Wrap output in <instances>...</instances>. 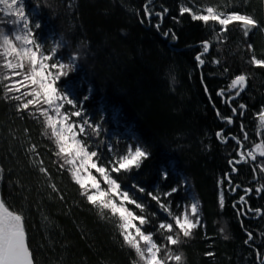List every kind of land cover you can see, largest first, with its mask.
<instances>
[{
  "label": "trees",
  "instance_id": "obj_1",
  "mask_svg": "<svg viewBox=\"0 0 264 264\" xmlns=\"http://www.w3.org/2000/svg\"><path fill=\"white\" fill-rule=\"evenodd\" d=\"M24 1L30 18L41 24L37 40L48 49L54 42H63L58 59L67 63L74 51L83 53L76 63L85 61L57 85L82 108L83 118L101 125L99 137H88L99 162L110 166L109 161L125 154L129 146L139 145L150 152L138 170L112 173L122 189L146 206L145 215L155 213L144 230L156 232L160 222H171L148 193L159 195L177 214L195 197L203 226L194 230L193 238L174 247L183 254L184 264H260L264 191L255 190L264 185V173L253 168L264 157L240 163L229 176L230 191L227 174L232 170L229 161L239 158L240 145L233 137L243 143L245 153L264 139L259 121L264 111V69L248 62L251 53L246 47L251 43L256 56L264 58V32L255 31L245 41L239 26L231 25L217 40L219 26L214 31L188 14L180 15L182 5L192 6L190 0H154L152 13H162V19L145 15L149 0ZM227 2L232 4L227 11L247 12L264 24V0H194L196 6ZM169 30L175 39L171 34L165 38ZM171 40L176 43L170 44ZM205 40L211 46L201 57L205 63L200 69L196 56L203 52ZM241 73L248 75V88L229 103L235 92L228 85ZM222 89L225 95H217ZM17 103L6 100L0 86V195L24 215L35 263L132 264L135 253L124 246L116 219L102 218L80 194L68 170L71 166L60 167L63 160L55 155V144L43 134L44 118L31 107L17 112ZM241 104L246 107L240 109ZM227 117H234L233 124L227 123ZM245 132L248 140L243 139ZM31 145L37 146L38 155L28 151ZM35 160H43L50 178L38 170ZM163 171L169 173L167 179ZM237 186L253 191L245 198L246 205L240 203L243 190L238 187L234 193ZM173 187L178 191L165 196ZM129 208L141 214L134 205ZM247 232L253 234L251 240ZM154 239L166 243L159 233ZM207 252L214 255L207 256Z\"/></svg>",
  "mask_w": 264,
  "mask_h": 264
},
{
  "label": "snow or ice",
  "instance_id": "obj_2",
  "mask_svg": "<svg viewBox=\"0 0 264 264\" xmlns=\"http://www.w3.org/2000/svg\"><path fill=\"white\" fill-rule=\"evenodd\" d=\"M190 2L192 6L182 5L180 7V15L188 14L192 21H199L204 26L213 28L214 31V26H219V32L216 33L217 40L222 39V34L227 33L231 25L239 26L245 41L255 31L264 32V24L255 16L247 12L227 11V8L232 7L230 2L223 5L207 6H196L194 0H190ZM144 11L148 17L153 15L147 4L144 6ZM167 11L164 9V13ZM0 13L13 18L0 21V24L11 26L9 30L0 27V70H3L0 71V86L4 89V98L20 102L16 104L17 112L28 111L31 107L44 118L43 134L55 144V155L63 160L60 167L71 166L68 170L74 182L81 189L80 194L86 198L89 204L99 210L102 218L108 216L116 219L124 246L135 253L136 259L132 261V264H184L183 254L174 251V247L178 248L182 243L193 238L194 230L203 226L199 202L193 200L184 207L181 213L177 214L171 210L168 204L161 202L159 195L148 193L168 214L171 222H160L156 232L144 230L143 226L152 223L151 216H155V213L145 215L146 206L138 202L128 191L122 189L118 179L114 178L112 173H130L134 169L138 170L143 161L150 157V152L139 145L134 148L129 146L125 154L109 161L110 166L98 163V152L90 151V145L84 137L90 138L93 135L99 137L101 125L93 124L89 119L83 118L82 108L78 107L68 92L61 91L57 87L62 77L68 76L75 70L79 53L71 54L68 62L65 63L57 58L58 50L64 46L62 41L54 42V46L50 49L40 43L36 38V30L41 28V24L38 21L33 22L29 14L26 13L24 0H0ZM155 15L162 19L163 14L156 13ZM156 28L159 29L160 24H156ZM169 34L173 39L176 38L175 33H172L171 30L164 33L165 36ZM210 46V41L202 42L203 52L196 56L200 65L205 63L201 57L209 51ZM246 47L251 53L248 62L257 68L264 69V58L256 56L251 43H246ZM5 81H10V83H4ZM247 81V74L236 75L228 85V90L234 91L235 96H239L245 90ZM22 88L27 90L22 92ZM217 95L224 96L225 91L222 89ZM87 99L88 97L85 96L84 100ZM65 105L71 106L74 110H65ZM245 107L243 104L239 106L240 109ZM232 112L235 114L237 109L233 108ZM30 114L34 115V113ZM217 115H220L219 112ZM72 117L81 118V120L76 123ZM225 119L229 124L233 122L231 117ZM259 121L261 129H264V111L259 113ZM241 130L243 131V125H241ZM260 134L264 136V131ZM217 136L222 139V142H227V138L223 137L222 132H218ZM243 139L248 140L246 132ZM237 144L243 146L240 140H237ZM28 151L38 155L36 145H31ZM109 151H111V147H109ZM257 157H264V139H261L259 143H254L246 153L240 152L239 159L235 163L255 162ZM33 163L38 166L41 173L50 178L47 168L43 166V160H35ZM229 163L231 164L233 161H229ZM256 168L264 173V162L255 165L253 171ZM93 169L102 178L103 184L107 185L106 188L101 186V180H98L97 176L93 174ZM2 171L3 169H0V172ZM232 171H236V169L233 167ZM168 175L167 171L162 172L164 179H167ZM49 186L54 192L58 191L55 184ZM133 187L137 186L133 185ZM139 191L144 192V189L139 188ZM177 191L178 189L173 187L170 192L164 195L170 196ZM255 191H264V185ZM245 192L246 194L251 193L252 189H245ZM61 199H63L62 196ZM240 203L247 204L244 196L240 197ZM128 205H134L141 214L137 215ZM219 205L221 209L224 206L223 193L220 194ZM233 207L235 208L236 205L234 204ZM136 221L138 224L135 223ZM224 231V228L220 229L222 234ZM157 233L163 236L166 243L156 242L154 236ZM228 238L227 235H224V239ZM251 239L252 234L248 233V240ZM248 240L245 243H248ZM205 255L213 256L214 253L207 252ZM0 264H35L25 227V217L22 212L13 210L2 197H0Z\"/></svg>",
  "mask_w": 264,
  "mask_h": 264
},
{
  "label": "rangeland",
  "instance_id": "obj_3",
  "mask_svg": "<svg viewBox=\"0 0 264 264\" xmlns=\"http://www.w3.org/2000/svg\"><path fill=\"white\" fill-rule=\"evenodd\" d=\"M153 1L154 0H151V3L148 5V7L150 8L152 5H153ZM25 2V1H24ZM147 3H149V2H147ZM146 3V4H147ZM145 4V5H146ZM151 9V11H153V9L152 8H150ZM25 10H26V7H25ZM27 13V12H26ZM162 14V13H161ZM163 17V16H162ZM161 18V17H160ZM11 19H13L12 17H6L3 13H0V21H3V20H11ZM0 27H3V28H5V30H9L10 29V25L9 24H0ZM209 50H210V48H209ZM73 53H79V57L80 56H82L83 55V53L81 52V51H74ZM82 61H85V59H83V60H81V61H79V62H82ZM78 62V63H79ZM78 63H76V66H75V68L78 66ZM0 71H3V70H0ZM57 87L62 91V88L61 87H59L58 85H57ZM27 89H21V91L23 92V91H26ZM235 95V94H234ZM28 98H31V97H28ZM65 110H67V111H73L74 109H72L71 108V106H69V105H65ZM51 111V110H50ZM72 120L73 121H75L76 123H79L80 122V118H77V117H72ZM86 140H87V143L88 144H90L91 143V141H90V139H88V137H84ZM251 149V148H250ZM91 151V150H90ZM239 158H237V159H232L231 161H233V163H231V169H233V167L236 169V171H232L231 170V172L230 173H228L227 174V180H230V178H229V176L231 175V173H233V172H237L238 171V165L239 164H237V163H235V161L236 160H238ZM98 163H100L99 161H98ZM241 163H243V162H241ZM102 164V163H101ZM92 172H93V174L94 175H96L97 176V179L98 180H101V186L102 187H104V188H106L107 187V185H104L103 184V182H102V178L99 176V174L98 173H96L95 172V170L93 169L92 170ZM236 188V187H235ZM227 190H231V183H229V185L227 186ZM235 190V189H234ZM222 193H223V191H222ZM243 196V195H242ZM0 197H1V195H0ZM193 197V196H192ZM246 198V197H245ZM193 200H195V201H197L194 197L192 198V201L191 202H193ZM128 207H129V205H128ZM135 223H137L138 224V221H136ZM157 242V241H156Z\"/></svg>",
  "mask_w": 264,
  "mask_h": 264
},
{
  "label": "bare ground",
  "instance_id": "obj_4",
  "mask_svg": "<svg viewBox=\"0 0 264 264\" xmlns=\"http://www.w3.org/2000/svg\"><path fill=\"white\" fill-rule=\"evenodd\" d=\"M171 42H173L172 44H175V43H176V40H171L170 43H171ZM247 88H248V86H247ZM245 91H246V90H245ZM245 91H244V92H245ZM244 92H243V93H244ZM243 93H242V94H243ZM242 94H241V95H242ZM241 95H240V96H241ZM240 96H239V97H240ZM236 114H237V112H236L233 116H235ZM232 121L234 122V117H232ZM233 122H232V124H233ZM234 140H235V142L237 143V140H238V139L235 138ZM227 142H228V141H227ZM227 142H225V143H227ZM242 145H243V143H242ZM243 149H244V145H243L242 147H241V146L239 147L238 152H237L238 156H239V153H240V152H243ZM238 187H240V186H237V187L235 188L234 193L237 191ZM240 188H241V189L243 190V192H244V194H243L244 197H248L250 194L253 193V191H252L251 193H247V194H246V192H245V189H251V188H243V187H240ZM194 198H195V197H194ZM195 199H196V198H195ZM196 200H197V199H196ZM197 201H198V200H197ZM251 212L254 213L255 211H254V210H251ZM242 225L244 226V223H243V222H242ZM247 233H248V232H247ZM251 234H252V233H251ZM252 238H253V234H252ZM258 251H259V250H258ZM259 253H260V252H259ZM262 258H263V257H261V254H260V260L258 259L259 263H261V262L263 261Z\"/></svg>",
  "mask_w": 264,
  "mask_h": 264
},
{
  "label": "water",
  "instance_id": "obj_5",
  "mask_svg": "<svg viewBox=\"0 0 264 264\" xmlns=\"http://www.w3.org/2000/svg\"><path fill=\"white\" fill-rule=\"evenodd\" d=\"M149 4H150V3H147V5H149ZM156 13H158V12H156ZM156 13H155V14H156ZM155 14H154V15H151V17H148V16H147V17H148V18H152V17H154V16H157V15H155ZM165 38H168V36H165ZM172 43H173V42H171L170 44H172ZM208 52H209V51H208ZM208 52H207V53H208ZM207 53H204L203 55H205V54H207ZM203 65H204V64H203ZM203 65L200 66V69L202 68ZM247 86H248V83H247ZM247 86H246L245 90L247 89ZM245 90H244V91H245ZM244 91H243V92H244ZM230 92H234V91H230ZM243 92H241V94H242ZM241 94H240V95H241ZM240 95H239V96H240ZM208 96H209V99H211L209 94H208ZM239 96H235V95H233L232 97H230V98L228 99V102L230 103L232 100H236V99H238ZM212 104H213V103H212ZM213 106H214V104H213ZM223 143H225V142H223ZM238 164H240V163H238ZM258 259L260 260V253H259V251H258ZM262 259H263V261H262L260 264H263V262H264V257H263ZM35 264H36V263H35Z\"/></svg>",
  "mask_w": 264,
  "mask_h": 264
}]
</instances>
